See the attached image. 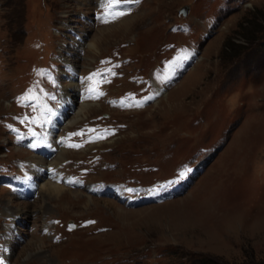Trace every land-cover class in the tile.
I'll return each mask as SVG.
<instances>
[{"label": "rangeland", "instance_id": "374dc122", "mask_svg": "<svg viewBox=\"0 0 264 264\" xmlns=\"http://www.w3.org/2000/svg\"><path fill=\"white\" fill-rule=\"evenodd\" d=\"M0 264H264V0H0Z\"/></svg>", "mask_w": 264, "mask_h": 264}, {"label": "bare ground", "instance_id": "6f19581e", "mask_svg": "<svg viewBox=\"0 0 264 264\" xmlns=\"http://www.w3.org/2000/svg\"><path fill=\"white\" fill-rule=\"evenodd\" d=\"M123 16H126V15H122V16H120V17H118V19L119 18H121V17H123ZM129 19H125V20H123V21H121V22H119L118 24H116V26L117 25H119V26H122V27H126V24H128L127 22H129L128 21ZM116 21V20H115ZM114 22V21H113ZM118 26V27H119ZM117 27V28H118ZM112 28V27H111ZM114 28V27H113ZM116 28V27H115ZM121 28V27H120ZM105 29V28H104ZM123 29V28H122ZM103 29H100L98 32H101ZM106 30V29H105ZM96 33V34H94L93 35V37L92 38H90L91 40L88 42V45H87V47H88V50H89V53L91 54V56H93L94 54H96L97 53V51H98V46H97V43H98V40H99V42L101 41L100 40V36L101 35H99V34H102V32L101 33ZM104 35V34H103ZM98 45H99V43H98ZM100 49V48H99ZM73 57V56H72ZM69 59H65V62L64 63H67V65L71 68V69H73V70H75L74 69V67L72 66V64H74V63H70L69 61H68ZM74 75V78L76 79V83H77V89H76V92H74L73 94H66V93H63V95L60 97L59 96V103H58V108H57V110L56 111H54V115H53V117H52V121H53V126L55 125H57L58 126V124H61L62 126H64L65 125V121L67 120V117L69 116L68 114H70V112L69 113H66V111H67V107H66V105L67 104H69L68 106H72V103L70 102L71 100V97L73 96V95H77L78 97H80V99L78 100L79 102L78 103H80V102H83L82 101V99H81V96H82V93H81V79H80V77H78L77 75H75L74 73H66V75H64L65 76V78H66V80L64 81V82H66L67 80H68V78L66 77V76H68V75ZM63 81L59 84V87H60V89H62V86H63V83H64ZM64 87L65 88H67V89H74L75 87H76V84H75V82L74 81H72V80H70V82H69V84H66V85H64ZM69 93V92H68ZM96 107L95 106H89L88 104H83V105H78L76 108H75V116H74V119H73V121H78V120H81V119H83V117L85 116V115H87L90 111H92L93 109H95ZM55 143H56V145H59V146H63V144L60 142V141H58V140H55ZM50 145H54V144H51V143H49ZM48 146V145H47ZM59 148H61V149H64V146L63 147H59ZM48 151V148H46V149H44V150H40V152L41 153H43L42 155H45L46 156V158L45 159H49V158H51L52 156H54V154H55V149H54V152H53V154H51V156L49 157L48 156V154L46 153ZM62 154V153H61ZM38 157L39 156H35V161L33 162V161H29L31 164H32V166L33 165H37L38 163H37V161H36V159H38ZM64 158V157H63ZM61 161V159H57V160H55V161H52V162H47L46 161V163H54V165H57L58 164V162H60ZM49 170H50V167H49ZM45 179H47L48 180V178H45L44 177V175H42L41 174V176H40V178H39V182H44V180ZM46 181V180H45ZM34 182L36 183V185H38V182H37V180H35L34 179ZM41 188H42V191H45L46 192V194H47V196H51L52 198H55V199H59V198H61V192L63 191V190H65V188L64 187H62V186H60L59 184H56V183H53V182H50V181H46V182H44V183H42V185L40 186V188H39V190H41ZM44 194V193H43ZM135 211V210H134ZM126 212V211H125ZM121 216V215H120ZM34 243V242H33ZM35 245V244H34ZM37 249V248H36Z\"/></svg>", "mask_w": 264, "mask_h": 264}, {"label": "snow or ice", "instance_id": "6c2138e0", "mask_svg": "<svg viewBox=\"0 0 264 264\" xmlns=\"http://www.w3.org/2000/svg\"><path fill=\"white\" fill-rule=\"evenodd\" d=\"M125 2H128V0H125ZM123 13H121V15H122ZM32 147H36V145L35 144H33V145H31ZM181 175H183V173L181 174ZM129 191H131V189H129Z\"/></svg>", "mask_w": 264, "mask_h": 264}, {"label": "water", "instance_id": "95a60500", "mask_svg": "<svg viewBox=\"0 0 264 264\" xmlns=\"http://www.w3.org/2000/svg\"><path fill=\"white\" fill-rule=\"evenodd\" d=\"M182 13L184 12V6L179 9Z\"/></svg>", "mask_w": 264, "mask_h": 264}]
</instances>
